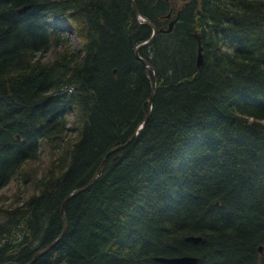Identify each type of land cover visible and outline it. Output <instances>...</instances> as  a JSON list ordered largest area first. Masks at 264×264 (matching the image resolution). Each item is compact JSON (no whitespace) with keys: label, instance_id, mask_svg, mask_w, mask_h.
<instances>
[{"label":"trees","instance_id":"16d2710c","mask_svg":"<svg viewBox=\"0 0 264 264\" xmlns=\"http://www.w3.org/2000/svg\"><path fill=\"white\" fill-rule=\"evenodd\" d=\"M134 1L145 20L131 0H0V191L31 189L0 203V264L61 234L155 83L33 264H264V0Z\"/></svg>","mask_w":264,"mask_h":264},{"label":"water","instance_id":"95a60500","mask_svg":"<svg viewBox=\"0 0 264 264\" xmlns=\"http://www.w3.org/2000/svg\"><path fill=\"white\" fill-rule=\"evenodd\" d=\"M131 6H132V9H133V12H134L135 16L137 18H141V19H144L145 20V18L140 15V13H139V11H138V9L136 7V4H135V1L134 0H131ZM26 9H27V7H24V8H22L20 10V12L25 11ZM147 23L149 25H151V27H152V30H153L152 35L147 40L139 43L136 46V48H135V54H136L137 58L144 64V66L146 68H149V67L153 68L152 65L149 63L148 60L142 58L139 55V49L142 48V47H145V46L149 45L154 40L155 36L158 33V29H157V27L153 23H151V22H147ZM172 24L173 23L171 22L170 25H169V28L167 30H170L171 29ZM196 38H197V41H198L197 67H200L201 64H202V46H201V41H200V35L199 34H196ZM155 91H156V83H155V85H153L152 91H151V95L149 97V103H148L149 110H148L147 116L139 124L138 129L134 133V135H132L127 140V142H125L124 144H120V145L112 148L111 150H109V152L105 155V157L102 159V161L100 162L99 166L95 170V172H94L92 178L90 179V181L85 186L80 187V188H76V189L72 190L66 196V198L64 199V201L62 203V207H61V215L63 217L64 227H63V230H62L61 234L53 242H51L50 244H48L44 248L40 249L39 251H37L35 253V255L33 256L32 260L30 262H28L27 264H33L39 256L43 255L49 249H51L59 241V239L63 235V232L65 231V228H66V218H65V212H64V207L66 205V202L71 197L75 196L76 194H78V193H80V192L85 191L86 189H88L93 184V182L96 180L97 176L103 170L104 165H105V162H106L108 156L112 152H115V151H117V150L125 147L135 137V135L138 133V130L145 125V123L147 122L148 116L150 114V109H151V105H152V99H153V95H154ZM17 139H19L18 136H17ZM186 239L187 240H190V241H193V242H199L201 240V237L200 236H192L191 235V236H188ZM259 251L260 252L262 251V246H259ZM154 260L157 261V262H159V263H162V264H197V262H198V258L196 256H192V255H180V256H170V257H167V256H156V257H154ZM3 264H12V263L7 262V263H3Z\"/></svg>","mask_w":264,"mask_h":264},{"label":"rangeland","instance_id":"374dc122","mask_svg":"<svg viewBox=\"0 0 264 264\" xmlns=\"http://www.w3.org/2000/svg\"><path fill=\"white\" fill-rule=\"evenodd\" d=\"M41 157L43 160L42 163H45L46 162L45 152H42ZM17 186L20 188L23 197H26L31 192L29 185H25L22 182L12 181L4 189L0 191V200L2 199L0 203L7 204L10 201L13 194L16 192Z\"/></svg>","mask_w":264,"mask_h":264},{"label":"bare ground","instance_id":"6f19581e","mask_svg":"<svg viewBox=\"0 0 264 264\" xmlns=\"http://www.w3.org/2000/svg\"><path fill=\"white\" fill-rule=\"evenodd\" d=\"M141 15V14H140ZM142 16V15H141ZM153 32V31H152ZM152 35V34H151Z\"/></svg>","mask_w":264,"mask_h":264}]
</instances>
